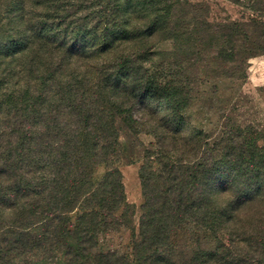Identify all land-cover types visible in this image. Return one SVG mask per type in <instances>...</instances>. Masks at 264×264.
Masks as SVG:
<instances>
[{"label": "trees", "instance_id": "trees-1", "mask_svg": "<svg viewBox=\"0 0 264 264\" xmlns=\"http://www.w3.org/2000/svg\"><path fill=\"white\" fill-rule=\"evenodd\" d=\"M260 52L264 19L191 0H0V264H264V146L185 116L201 66Z\"/></svg>", "mask_w": 264, "mask_h": 264}, {"label": "rangeland", "instance_id": "rangeland-1", "mask_svg": "<svg viewBox=\"0 0 264 264\" xmlns=\"http://www.w3.org/2000/svg\"><path fill=\"white\" fill-rule=\"evenodd\" d=\"M203 3L212 22L264 19V8L258 10L249 0H191ZM173 41L154 46L157 53L173 51ZM193 100L185 111L188 124L218 136L229 129H247L264 146V52L255 54L238 67V63L208 62L200 67ZM145 145L155 142L150 134H142ZM143 160L122 163L120 169L128 202L133 206L134 226L106 237L105 245L127 249L138 230L143 192L140 168Z\"/></svg>", "mask_w": 264, "mask_h": 264}]
</instances>
